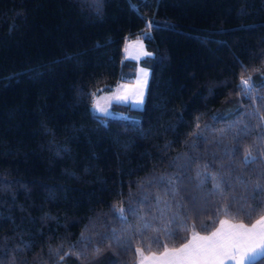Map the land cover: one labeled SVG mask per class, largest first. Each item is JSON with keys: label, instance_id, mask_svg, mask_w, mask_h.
<instances>
[{"label": "trees", "instance_id": "obj_1", "mask_svg": "<svg viewBox=\"0 0 264 264\" xmlns=\"http://www.w3.org/2000/svg\"><path fill=\"white\" fill-rule=\"evenodd\" d=\"M138 36L142 107L94 114L93 93L131 81ZM260 153L264 0H0V264H137V248L164 250L150 238L251 224Z\"/></svg>", "mask_w": 264, "mask_h": 264}, {"label": "snow or ice", "instance_id": "obj_2", "mask_svg": "<svg viewBox=\"0 0 264 264\" xmlns=\"http://www.w3.org/2000/svg\"><path fill=\"white\" fill-rule=\"evenodd\" d=\"M151 22L148 27L151 28ZM147 35V34H145ZM127 51V48H126ZM151 55V53H146ZM143 77H147L146 72H142ZM241 88L245 93L251 88V77L242 78L240 81ZM140 97L143 96V89L140 90ZM95 96V93H93ZM127 96H116L109 97L107 99L112 100H127ZM93 107L99 113H108L106 107L101 106L100 102L97 100L94 102ZM235 151V150H234ZM261 159H264V153L259 154ZM257 157L253 156L251 150L245 152L243 157V163L245 165L249 163H254ZM187 167L188 165H182ZM163 180V177L160 178ZM169 183H172L170 180ZM216 187H219L218 185ZM255 190L264 192V185L256 184L254 185ZM159 198H157V205L159 206ZM179 208V205H177ZM160 212V218L166 216L169 212H172L171 205L165 202L163 208L158 209ZM125 211L135 212L129 206L125 209L121 206L118 210V214L121 219L126 220L123 216ZM156 217H154L155 219ZM178 215L173 213L172 221L178 219ZM141 221L144 217L139 218ZM221 228L217 229L209 236H200L198 233L193 232L191 238L187 243L182 244L179 248H168L167 245H159V237L150 238L151 243H157L158 246L163 247V251L157 255L152 253L148 256L143 254L142 248H137L136 253L139 256L137 264H224L225 260H234L235 264H248L249 261H253L259 255H264V216H261L255 224L248 228L244 224H229L227 221H220ZM225 225L227 227L225 228ZM140 228L147 231L152 229L153 231H158V229L153 228V226L147 222H143ZM186 230V229H184ZM139 231V229H138ZM167 235H173V233L168 232L165 228ZM83 239V237H82ZM63 260V257H61Z\"/></svg>", "mask_w": 264, "mask_h": 264}, {"label": "rangeland", "instance_id": "obj_3", "mask_svg": "<svg viewBox=\"0 0 264 264\" xmlns=\"http://www.w3.org/2000/svg\"><path fill=\"white\" fill-rule=\"evenodd\" d=\"M127 48V51H126ZM123 59L133 60L136 62V66L133 70V76L131 78V81H118L116 82L112 88L108 91H103L99 94H95L93 97V104L95 101H99L101 106L106 107L108 109V113H99L96 111L93 107H91V110L94 114H100V115H111V116H122L123 114L116 113L114 110L111 109V105L113 103H123L128 104L131 107L140 108L143 105L145 91L147 87V82L149 79V69L140 64V60L151 56L147 55L146 53H150L143 41V38L138 36L135 38H129L126 39L123 48ZM142 72L147 73V77H143ZM143 89V96L140 97V90ZM116 96H127V100H109L107 98Z\"/></svg>", "mask_w": 264, "mask_h": 264}, {"label": "crops", "instance_id": "obj_4", "mask_svg": "<svg viewBox=\"0 0 264 264\" xmlns=\"http://www.w3.org/2000/svg\"><path fill=\"white\" fill-rule=\"evenodd\" d=\"M262 216H264V215H262ZM260 219V217L258 218V219H256L253 223H251V224H244L245 226H247L248 228H251V226L253 225V224H255L256 223V221L257 220H259ZM224 221H227L229 224H243V223H238V222H233V221H230V220H227V219H223ZM227 227V225H225V228ZM219 228H221V224L219 223L218 224V226L214 229V230H212L211 232H209V233H206V234H202V233H198V232H195V233H198L200 236H209V235H211L213 232H216L217 231V229H219ZM193 234V233H192ZM192 234H191V236H192ZM191 236H190V238H191ZM189 238V239H190ZM188 239V240H189ZM188 240L185 242V243H187L188 242ZM185 243H183V244H185ZM181 246V245H180ZM180 246H178V247H176V248H179ZM162 252V251H161ZM160 253V252H159ZM159 253H156L157 255H159ZM143 254L145 255V256H148V255H150V254H152V253H144L143 252ZM261 255H259V256H257L256 257V259L258 258V257H260ZM138 260H139V256H138V259H137V262H138ZM249 262H251V261H249ZM248 262V263H249ZM224 264H235V261L234 260H225L224 261Z\"/></svg>", "mask_w": 264, "mask_h": 264}]
</instances>
